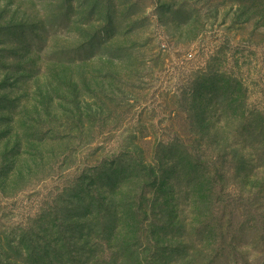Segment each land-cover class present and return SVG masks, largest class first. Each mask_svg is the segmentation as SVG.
Wrapping results in <instances>:
<instances>
[{"label": "rangeland", "instance_id": "rangeland-1", "mask_svg": "<svg viewBox=\"0 0 264 264\" xmlns=\"http://www.w3.org/2000/svg\"><path fill=\"white\" fill-rule=\"evenodd\" d=\"M0 264H264V0H0Z\"/></svg>", "mask_w": 264, "mask_h": 264}, {"label": "trees", "instance_id": "trees-1", "mask_svg": "<svg viewBox=\"0 0 264 264\" xmlns=\"http://www.w3.org/2000/svg\"><path fill=\"white\" fill-rule=\"evenodd\" d=\"M218 111L221 110L220 107L216 108ZM226 117L228 118V115H226ZM228 119H225V121L223 122V126H222V131L225 129V127L228 126L229 122H227ZM219 137V136H218ZM192 139H190L188 142V144L186 145V155H188L189 159H191V161H193L192 157H194L193 155L194 150H196L194 147V145L192 144ZM176 142V143H175ZM174 143L177 144L179 141L176 140ZM174 143H171V145H174ZM188 149L190 151H188ZM193 153V154H192ZM140 165V169L144 172V174L139 175L138 173H136L134 176L132 175V173H129L127 171V173L125 175H121L120 177H116L114 179V181H112L111 183H109L108 187H107V194H108V201L112 202V201H123V198H125L126 196H128V198H131L130 196H135L138 195V200H140V198H142L143 196H145V194L147 193V191H144V187H145V183L148 182L150 180V178H152L153 174L150 172L151 170H149V168H146L147 163L143 160H139L138 159V164L137 166ZM193 169H191V171H188L186 173L182 172L180 170V173H176L174 174V176H178L177 180H181V178H184V187L181 186L179 188L180 192L179 194H181V189L185 190V192L183 193V197L182 199L180 198V200L184 201V202H191V195H192V186L191 183L195 181V176L193 175ZM133 176V177H132ZM183 176V177H182ZM156 179V178H154ZM153 179V180H154ZM140 181V183L138 184V187L134 190L132 188V185H129V181ZM177 184H179V181H176ZM127 184V187H126ZM142 185V186H141ZM176 184H170L169 181H166V183L162 184V186L159 189H156L155 191H153L154 195L156 196V200H159V198H161V200L163 201L165 199L164 202H162V206L165 205V202H169V194L168 193V189L175 186ZM178 194V195H179ZM100 196V195H98ZM95 199V202L99 203L100 200L102 199ZM172 200H170L171 202ZM160 205V204H159ZM153 207V206H152ZM145 210L148 211V209L145 207Z\"/></svg>", "mask_w": 264, "mask_h": 264}]
</instances>
